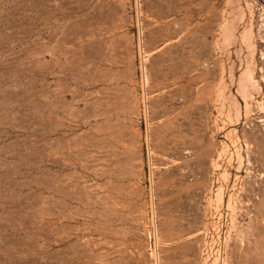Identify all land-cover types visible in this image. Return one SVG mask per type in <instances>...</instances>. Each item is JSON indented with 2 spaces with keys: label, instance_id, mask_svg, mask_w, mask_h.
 I'll return each mask as SVG.
<instances>
[{
  "label": "rangeland",
  "instance_id": "rangeland-1",
  "mask_svg": "<svg viewBox=\"0 0 264 264\" xmlns=\"http://www.w3.org/2000/svg\"><path fill=\"white\" fill-rule=\"evenodd\" d=\"M0 264H264V0H0Z\"/></svg>",
  "mask_w": 264,
  "mask_h": 264
}]
</instances>
